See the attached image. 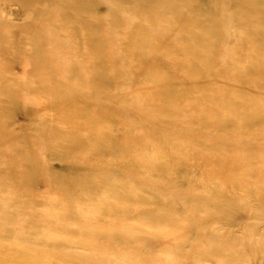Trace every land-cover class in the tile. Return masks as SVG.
Listing matches in <instances>:
<instances>
[{"label":"rangeland","instance_id":"374dc122","mask_svg":"<svg viewBox=\"0 0 264 264\" xmlns=\"http://www.w3.org/2000/svg\"><path fill=\"white\" fill-rule=\"evenodd\" d=\"M64 2L69 3V0ZM189 6H196L200 11L211 15L210 24H216V30L224 31V35L220 36V43H216V48L211 51L210 59L204 61L201 53L200 60L192 57L194 64L190 63L188 71L193 73L201 66L202 71L207 74L219 73L221 62L228 63L220 57L222 44L223 52H230L228 47L233 46L236 37L243 34L249 25L243 24L242 29L238 28L239 21H233L238 18L235 17L237 12L233 13L230 0H196ZM256 6L258 9L264 8L263 4ZM0 8V77L5 78L6 85L2 84L4 88H0L5 92L0 94V179H6V184L0 187V229L7 222L4 219L6 202L14 204L13 209L17 212L16 217L11 220L16 234L8 232L10 241L0 242V259L22 264H68V261L57 262L47 256L53 263L34 252L44 250L59 259L60 255H64L66 260H71L72 257L71 264H95L94 259L101 253L113 256L107 260L108 264H132L130 260L135 258L149 264H264V137H255L264 131V123L259 127L243 129L240 131L241 139L237 138L240 142L248 140L254 146L255 153L248 152L252 157L249 162L254 165L250 170H243L239 166L244 162L243 150L222 143L225 135L231 139L235 134L233 131L224 133L218 125H211L217 122L215 118L195 124L201 128V134L208 133V136L201 137L197 134V138L189 141L180 134L176 136L189 149L175 147L176 144L154 134H151L153 138L150 139L136 135L125 140L120 134L126 131V127L120 126L133 122L129 114L123 111L106 112L110 110L105 106L106 102H70L71 107L64 106L65 102H48L47 93L41 89L33 92L31 89L38 88L25 84L28 71L24 61L35 59L33 56L36 47L30 43L32 35L29 32L40 30L49 41H46L37 54L43 56L46 62L57 61L46 63L48 67L63 70L61 62L64 58L60 56L56 45L60 40L52 37L54 30H50L53 27L59 30L74 27L80 40L93 26L92 23L87 24L88 18H103L105 24L100 27L105 30L106 37L120 40L112 45L114 50L108 54L113 81L107 78L100 80L97 83L98 89H95L100 96H108L114 90L121 89L115 79L127 80L122 70L120 73L118 64L123 60L131 61L133 56L122 43L127 37L126 32L131 31L128 28L140 22L137 17L141 14L134 13L133 18H125L126 14H118L115 3L114 6L109 3L107 6H99L93 12H82L77 19L71 14L58 19L46 18L47 3L23 4L15 0H0ZM146 17L151 20V15H144L145 19ZM249 22L264 27L256 16H250ZM43 27L47 30L43 31ZM252 30L250 28L249 32ZM199 41L202 44V40ZM253 43L260 44L262 50L258 46L256 49L254 45V53L245 61L239 60L254 62L256 68L260 69L261 64H264V38L255 35ZM78 55L84 57L81 46ZM152 56L154 58L138 64L141 70L167 67L163 58L157 59L156 54ZM141 58L147 57L141 55ZM154 59L155 66L152 63ZM182 60L183 63L187 62L184 58ZM89 71L96 73L100 70L93 68ZM190 72L182 74L189 79L192 76ZM59 77L55 78L61 82L66 81L62 79L63 74ZM192 80L196 81L195 77ZM77 81L80 80L70 75L67 84H76ZM125 90L123 91L127 93ZM22 95L30 96L33 102H23ZM123 103L118 102L121 106ZM162 103L151 102V105ZM87 129H93L96 134L100 129L112 130V139L100 136L92 138L94 136H90ZM211 135L219 137L218 141L212 140ZM110 140L125 141L121 145L117 143L110 150ZM199 140L204 143H199ZM213 145L217 148L212 147ZM213 155L236 159L229 168H225L223 164H214L225 170L222 179L214 178L206 170L205 164L196 162L197 157L207 158L209 162ZM157 157L158 161H153ZM131 164H135V168L134 171L130 169L127 179L120 177L121 170L113 176L117 187H114L112 197L120 205L115 213L93 212L92 198L100 196L99 192H93L88 201L70 202L73 218L57 221V213L63 205L44 197V194L54 190L55 185L49 184L53 171L62 177L66 174H79L83 177L98 175L94 181L100 182L99 175L104 170L114 172L111 166L129 167ZM243 172L246 174H242ZM18 174L21 175L20 180H17ZM9 178L11 186H15L25 200L1 199L7 190L4 188L9 187ZM129 187L130 196L124 194ZM63 188L66 189L67 186ZM69 197L73 198L71 195ZM66 210L68 211L67 207ZM149 221L154 225L148 224ZM58 222H61V226ZM201 226L205 230L214 231L217 240L216 243H208L205 246L207 251L202 253L200 248L204 240L199 230ZM115 227L118 232L113 238L101 236L98 231H111ZM133 227L139 230H132ZM50 234L53 236H48ZM85 236L98 241L96 250H86L89 244L85 241ZM20 238L25 239L21 242ZM27 239L31 243H25ZM46 239L52 240L53 244L47 245ZM37 242L41 243L35 244ZM220 243L227 246L230 254L236 250L238 256L234 258L225 254ZM19 248L20 252H16ZM125 257L130 259L129 262H126Z\"/></svg>","mask_w":264,"mask_h":264},{"label":"bare ground","instance_id":"6f19581e","mask_svg":"<svg viewBox=\"0 0 264 264\" xmlns=\"http://www.w3.org/2000/svg\"><path fill=\"white\" fill-rule=\"evenodd\" d=\"M15 1L23 4H32L34 2L37 4L47 3L46 18L49 19H58L68 14H71L74 19H77L82 12H93L99 6H107L108 3L112 6L115 3L118 6L116 8L118 14H126L124 15L125 18H133L134 13L141 14L137 17L140 22L128 28L131 31L126 32L127 37L122 43V46H126L133 58L129 62L123 60L119 64L117 59L120 73L122 70L127 77V80L123 78L115 79L121 86V89L114 90L108 96H100V93L95 90L98 89L97 83L100 80L107 78V80L113 81L109 70L108 54L109 51L114 50L112 45L120 40L118 38L109 39L106 37L105 30L100 27L102 26L101 24H105L103 18L96 17L93 19L90 17L87 19V24L92 23L93 26L88 30V34H85L80 40L77 38L74 27H68L64 30H59L56 27H53L51 30L49 29L50 31L54 30L52 37L60 40L56 45L60 56L64 58L63 62L59 60L64 67L63 70H54L48 67L46 63L55 62L56 60L46 62L43 56L37 54L46 41H49V38L45 39L46 36L40 30H32L29 32L32 35L30 43L36 47V53L33 56L35 58L34 60L24 61V66L28 71V76L24 82L28 85H35L38 88L31 89V91L39 92V89H41L42 92L47 93L49 98L47 100L48 102H65L63 105L66 104L64 105L66 107L72 106L70 102H106L105 106L110 109L106 110V112L115 113L117 111H123L133 118V122L123 123L120 126L126 127V131L120 134L123 139L128 140L127 137L136 135L150 139L153 138L151 134H154L176 144L175 147H181L183 149H189V146L185 142L179 141L176 138L177 135L184 136L188 141L192 138H197V134L201 137L208 136L210 135L208 133L201 134V128L195 126V124H201L204 120L215 118L217 122H213L214 124L211 125H218L224 133L226 131L234 132V137L236 138L233 137L230 139L228 135H225L222 143L226 146L237 147L243 150L244 155L242 156V160L244 162H241L239 166L243 170H250L254 166L249 162L252 157L248 153L250 151L255 153L253 150L254 146L248 140L240 142L237 138L242 137L240 131L243 129L255 126L259 127L258 125L264 123V64H261V68L257 69L254 62H243L251 53H254L255 49L252 46L255 45L256 49H258V46L262 50L260 44L256 45L253 43V37L260 35L264 38V31H259L264 29V27L249 22V18L250 16H256L264 24V8L258 9V6H256L257 4L264 5V0H230L233 13L237 12L235 17L238 18L233 19V21H239L240 27L238 28L242 29L243 24L249 26L246 27L243 34L236 37L233 46L228 47V49L230 48V52L224 53L222 44L220 57L228 63L221 62L219 73L212 75L202 71L201 66H198L193 73L188 71V67L194 64L192 57L195 56L199 60L202 57L204 61L209 60L211 51L216 48V43H220V36L224 35V31L216 30V24H210L212 23L210 19L211 15L200 11L196 6H189L196 0H69V3H65L64 0ZM144 15H151V20L148 17L145 19ZM250 28L253 29L251 33L249 32ZM41 29L43 31L47 30L46 27ZM199 40H202V44L198 43L200 42ZM80 46L84 49L83 58L78 55ZM152 54H156L157 59L163 58L167 67L164 69L153 67L146 71L141 70L138 64L144 60H149L153 57ZM141 55L147 58L142 59ZM182 58L186 59L187 62L183 63ZM155 62V59L152 60L154 66ZM217 66H219V61ZM93 68H98L100 71L90 73L89 69L92 70ZM85 71L89 72L83 73ZM186 71L192 75L189 76V79L185 78L186 75L182 74ZM61 74H63L62 79L66 81L61 82L55 78L61 76ZM70 75L78 78L80 81H77L76 84H67V79H69ZM192 77H195L196 81H193ZM2 84L5 85V78L0 77V88H4ZM124 89H126L125 91L127 93L123 91ZM1 93L5 92L0 90ZM21 97L24 99L23 102H33V99L28 95H22ZM118 102L124 103L121 106ZM151 102L163 103L153 106ZM201 102L206 103L202 104ZM87 131H89L90 136H94L92 138L100 136L105 139H112V130L109 129H100L97 134L93 129H87ZM211 137L212 140L216 139L218 141L219 137L215 135H211ZM255 137H264V131L256 134ZM114 141H108L112 145L110 150H113L117 143L121 145L124 142L121 140L118 142ZM199 143L203 144L204 141L199 140ZM212 147L217 148L214 145ZM158 159L157 157L153 161L156 162ZM262 161L264 160L262 159ZM196 162L201 165L205 164L206 170L214 178L222 179L221 176L225 170H221L215 165L223 164L225 168H229L236 162V159H230L228 157L219 158L213 155L209 162L207 158L201 159L199 157H197ZM111 167L114 172H111L110 169L104 170L99 175L101 177L100 182L94 181L98 175L83 177L79 174H66L62 177L59 173L53 171L49 184L55 185L54 190L52 193L44 194V197L49 201L59 202L63 205L62 209L57 213L59 215L57 216V221L73 218L74 213L70 202L72 200L77 203L88 201L93 192H99L100 194V196L92 198L93 212L111 211L115 213L120 209V205L115 203L112 197L114 187H117L114 185L116 181L113 179V176L117 171L121 170L120 177L123 180L125 177L127 179L130 174V169L134 171L135 164H131L129 167L126 165L124 167L120 165ZM242 174L246 173L243 172ZM17 177L15 178L20 180L21 175L18 174ZM35 179V176H33V181ZM10 180L11 178L7 182L9 187L4 188L5 190L7 189L5 196L1 199H9L11 201L25 200L23 194L15 186H11ZM16 183L19 182L16 181ZM2 184H6V179H0V187H2ZM63 186H67V188L64 189ZM130 190V187L127 188L124 194L126 193L130 196ZM70 195L73 198H70ZM6 203L4 207V219L7 222L0 229V242L5 240L10 241V238L7 236L8 232L16 234L11 220L16 217L17 212L13 209L14 204L11 202ZM52 215L54 217L55 213ZM236 217L240 218V216ZM147 223L154 225L151 221ZM58 225L61 226V222H58ZM132 230L138 231L139 228L133 227ZM199 230L202 232V239L204 240L200 248V252L202 253L207 251L205 246L208 243H216L217 240L214 231L205 230L204 226L199 227ZM98 231L101 236H107L109 238H113L118 232L116 227L111 230L113 234L110 230L106 229H100ZM128 231V234H132V232ZM48 236H53V234ZM24 239L20 238L21 242ZM139 239L147 240L148 238L139 237ZM85 241L89 244L86 250H96L98 241L88 236H85ZM26 242L31 243L29 239ZM40 243L37 242L35 244ZM46 244L51 245L53 241L46 239ZM221 245L225 249V254L234 258L238 256L236 250L232 251V255L226 249V245L220 243L219 246ZM20 250L21 248L15 251L20 252ZM34 252L45 256V258L49 256L57 262L68 261V264L72 263V257L71 260H66L64 255L59 254V259L56 256H50L44 250ZM112 257V255L109 256L107 253H101L94 259V263L108 264L107 260L109 258L112 259ZM124 259L126 262L130 260L127 257ZM53 260L48 259L51 262ZM98 260L101 261L99 262ZM130 261L132 264H149L142 259L138 260L136 258ZM168 263L164 262V264ZM0 264L22 263H10L9 260L0 259Z\"/></svg>","mask_w":264,"mask_h":264}]
</instances>
